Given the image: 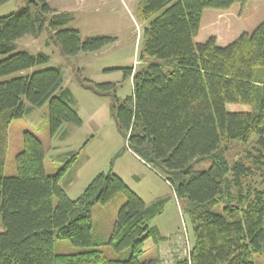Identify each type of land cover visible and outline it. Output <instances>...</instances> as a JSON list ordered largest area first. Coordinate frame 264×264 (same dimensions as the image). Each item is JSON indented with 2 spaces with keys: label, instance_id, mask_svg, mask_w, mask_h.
<instances>
[{
  "label": "trees",
  "instance_id": "obj_1",
  "mask_svg": "<svg viewBox=\"0 0 264 264\" xmlns=\"http://www.w3.org/2000/svg\"><path fill=\"white\" fill-rule=\"evenodd\" d=\"M8 1L0 0V5ZM248 2L141 0V66L124 69L125 78H133L132 95L121 103L116 83L78 76L84 89L118 100L111 112L128 147L171 183L176 196L188 199L190 253L171 264H257L255 255L264 254V187L245 183L256 170L264 176V22L225 47L216 37L196 42L205 10H228ZM70 21L68 13L46 0H26L0 17V124L9 125L48 105L52 136L66 123L82 125L62 71L47 67L29 72L48 64L50 55L18 46L26 35L49 31L63 55L75 56L99 51L116 40L105 35L83 39L78 29L68 27ZM229 104L251 110L233 112ZM255 135L260 136L255 151L231 165L227 152L232 144ZM23 142L15 176L3 174L7 144L0 146V216L5 226L0 232V264H161L160 258L141 261L140 256L149 238L166 241L152 225L163 212L164 200L148 206L113 172L114 162L109 172H100L72 198L61 181L80 152H72L50 174L43 141L26 130ZM206 160L212 161L209 169L195 170L196 163ZM121 193L125 202L108 243L118 252L130 248L132 254L116 260L96 248L105 242L93 236V209ZM56 236L86 250L58 254Z\"/></svg>",
  "mask_w": 264,
  "mask_h": 264
},
{
  "label": "rangeland",
  "instance_id": "obj_2",
  "mask_svg": "<svg viewBox=\"0 0 264 264\" xmlns=\"http://www.w3.org/2000/svg\"><path fill=\"white\" fill-rule=\"evenodd\" d=\"M46 1L59 12L69 14L71 21L68 27L78 29L83 39L89 36L105 35L114 37L116 40L99 51L82 52L75 56L63 55L60 47L52 40L49 31H44L38 37L26 35L18 40L19 49H25L32 53L45 52L50 55L51 59L48 64L37 66L29 72L47 67L59 68L64 76V87L71 89L76 100V105L75 100L71 102V105L78 108L83 123L82 125L66 124L65 127L69 126L70 128L68 137L62 139L60 136H56L55 140H52L48 105L36 108L34 112L26 113L21 119L14 120L10 127L3 121L0 124V146L5 142L7 144L3 174L6 176L18 174L16 155L19 151L16 149L23 141L24 132L29 130L45 143L47 149H50V146L58 145L60 149L58 153H67L69 150L82 151L86 140H90L87 151L90 152L91 159L84 158L87 152L79 154L77 163H82L84 167L82 166L83 168L81 167V170L76 174L78 183L68 187L72 198L78 196L85 178H93L101 171L109 172L112 162H114L113 172L122 177L127 184L134 186L133 174L139 173L140 166L132 158L130 152H134V150L128 147L111 112L112 103H116L118 100L112 95L98 96L84 89L78 81V76L81 75L83 78L97 83H116L115 95L121 103H124L132 95L133 81L132 78H125L124 69L134 68L135 71L141 66L139 58L143 49V23L137 15L141 0ZM25 4L26 0H10L0 5V17L14 12L20 5ZM228 109L233 112H244L250 111L251 107L229 104ZM259 139L260 136L255 135L248 142L235 141L227 152L230 164L244 159L249 152L255 151L254 148ZM125 147L127 148L122 151ZM47 158L48 163H52L50 153ZM66 158H64V162L70 156L68 155ZM211 165V160L202 161L195 164V170H207ZM148 177V181H156L152 174H148ZM248 182L253 183L255 187L263 188L264 176L259 170H256L252 178L245 179V183ZM169 190L170 199L164 201L163 212L152 221V225L159 227L161 233L167 236L166 241L158 243L154 238H149L145 243L144 252L140 256L141 261L160 258L161 264H171L176 253L179 252L185 256L186 249L190 247L188 241L190 242L192 238V223L186 214L188 199L176 196L172 187ZM121 199L125 201V195L122 193L110 203L99 204L93 209L94 235L107 240L105 244L96 248L104 251L109 258L116 260L129 259L132 254L130 248L118 252L113 245L108 243L123 204L120 203ZM223 207L224 205L221 204L216 210L222 212ZM99 208L103 210L98 212ZM4 231L3 218L0 216V232ZM176 244L182 247L175 251L173 249ZM85 250V248L75 246L71 240L55 237V252L58 254H75ZM255 261L257 264H264V254L255 255Z\"/></svg>",
  "mask_w": 264,
  "mask_h": 264
},
{
  "label": "crops",
  "instance_id": "obj_3",
  "mask_svg": "<svg viewBox=\"0 0 264 264\" xmlns=\"http://www.w3.org/2000/svg\"><path fill=\"white\" fill-rule=\"evenodd\" d=\"M263 22H264V0H249L246 6H243L242 4L237 3V4H234L228 10L207 9L205 10L204 15H203L201 29L196 37V42L204 43L208 41L209 38L216 37L218 45L225 47L231 44L232 42L236 41L242 34L254 32ZM75 105H76V100H75ZM77 105H78V102H77ZM35 109L32 110L31 112H34ZM75 109L78 111L77 107H75ZM12 123L13 121L9 124V127ZM66 124L68 125L69 123H66ZM66 124H64V126L62 127V129L59 131V133L56 136H60L62 139H65L68 137L70 128L69 126L65 127ZM56 136H53L52 140H55L54 138ZM89 141L90 140H86V143L82 147V151H79L81 155H82V152H84L83 154L87 152L86 155L84 156L86 160L91 159V154L90 152L87 151L90 145ZM21 142L17 146L16 151L20 152L23 149L24 142L23 141ZM44 146L46 150L45 167H46L47 172L50 174L56 173V170L58 171L64 165L65 163L64 158L68 157V155H70L72 152L77 151V150H69L67 151V153H58L60 150L58 145L50 146L51 147L50 149H47L45 143H44ZM49 153H50V156L52 157L51 159L52 163H48L47 161L48 160L47 155H49ZM130 153L132 154V158L139 164L140 170H139V173L135 172L133 174L132 181L134 183V186H131V184L130 185L127 184V185L133 191L135 190L134 192H136L139 196H141L148 206L153 205L154 203L158 201H162V200L165 201L167 199H170L169 188L172 187L171 183L159 171H157L149 163L143 160L137 153L133 151H131ZM77 161H78V158L75 160V162L73 163L69 171L66 172V174L64 175L61 181L62 186L65 188V190L67 191L69 195H70V192H69L68 187H70L74 183H78L76 174L79 170H81V167L83 166L82 163H77ZM98 174H96L93 178H85L83 180V186L79 194H77L78 195L77 197H79L83 193V191L86 189L89 183ZM148 174H152L153 178H155L156 181H148L147 180L149 178ZM70 196L72 197V195ZM77 197H73V198H77ZM124 202L125 201L123 199L120 200V203L124 204ZM102 210H103L102 208H99L98 212H101ZM94 226L95 225H94V219H93V236L95 240H97L98 242H107L105 238H102L99 236L96 237L94 235ZM174 247L175 248L173 250L176 251V249L182 246L179 244L178 245L176 244V246ZM177 256H181V253L178 252L174 255V257H177Z\"/></svg>",
  "mask_w": 264,
  "mask_h": 264
},
{
  "label": "built area",
  "instance_id": "obj_4",
  "mask_svg": "<svg viewBox=\"0 0 264 264\" xmlns=\"http://www.w3.org/2000/svg\"><path fill=\"white\" fill-rule=\"evenodd\" d=\"M133 79V78H132ZM133 83V82H132ZM173 187V186H172ZM174 189V187H173ZM188 245L190 246L189 242H188ZM186 253L189 254L190 253V247L188 249H186Z\"/></svg>",
  "mask_w": 264,
  "mask_h": 264
}]
</instances>
